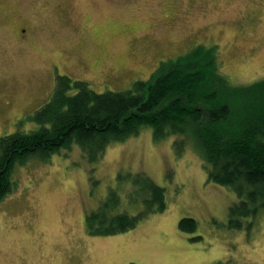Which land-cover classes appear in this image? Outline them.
I'll return each instance as SVG.
<instances>
[{
	"label": "rangeland",
	"instance_id": "1",
	"mask_svg": "<svg viewBox=\"0 0 264 264\" xmlns=\"http://www.w3.org/2000/svg\"><path fill=\"white\" fill-rule=\"evenodd\" d=\"M0 7V102L12 100L8 109L0 103V137L36 102L50 101L57 76L98 93L125 91L197 45L217 47L219 70L233 84L264 79V0H0ZM22 18L33 24L24 42L13 31ZM20 123L23 131L37 125ZM178 140H156L143 127L96 161L73 144L16 164L15 188L0 202V264H264V209L231 227L239 197L207 180L192 141L177 153ZM144 176L165 189V210L127 232L88 234L86 216L112 195L115 212L145 209ZM182 218L195 230H181Z\"/></svg>",
	"mask_w": 264,
	"mask_h": 264
},
{
	"label": "trees",
	"instance_id": "2",
	"mask_svg": "<svg viewBox=\"0 0 264 264\" xmlns=\"http://www.w3.org/2000/svg\"><path fill=\"white\" fill-rule=\"evenodd\" d=\"M32 120L34 129L0 137V202L15 188V165L29 157L46 159L75 144L96 161L108 144L149 127L156 140L180 136L174 143L177 153L192 141L207 180L236 193L239 202L229 209L231 227L264 209V79L230 82L219 70L215 45H197L160 62L149 79L135 81L125 91L98 93L85 81L57 76L52 98ZM138 178L146 191L145 209L135 215L115 212L112 195L106 199L112 201L109 205L86 216L88 234L127 232L165 210V189L145 176ZM179 228L192 232L196 223L182 218Z\"/></svg>",
	"mask_w": 264,
	"mask_h": 264
},
{
	"label": "flooded vegetation",
	"instance_id": "3",
	"mask_svg": "<svg viewBox=\"0 0 264 264\" xmlns=\"http://www.w3.org/2000/svg\"><path fill=\"white\" fill-rule=\"evenodd\" d=\"M3 12H2V9L0 7V24L2 23L1 20H3ZM22 21H20L21 24H14L13 25V31H14V34L21 40V42H24L25 40L29 39V35H30V31H31V27L33 26L31 20L29 19H25V18H22L21 19ZM9 24L11 22H8ZM60 66V65H58ZM61 68V67H60ZM56 71L58 70V67H51V73L53 72V70ZM54 92V91H53ZM1 106H3V108H10L11 107V104H12V100H11V97L10 96H7V98H5V100L1 101ZM43 101L41 102H36L35 106L31 108L30 111H27V112H24L22 115H20V117L18 118H15V122H14V125L16 127H14V130H16L15 132H27V131H23L21 128H19L17 125L18 123L21 124L20 122H23L25 119L28 120V119H32L34 118L38 112H40L41 108L44 106V103ZM39 104H43V105H39ZM21 120V121H20ZM20 121V122H19ZM24 130H27V129H24Z\"/></svg>",
	"mask_w": 264,
	"mask_h": 264
}]
</instances>
